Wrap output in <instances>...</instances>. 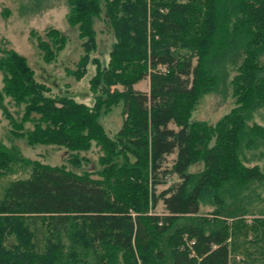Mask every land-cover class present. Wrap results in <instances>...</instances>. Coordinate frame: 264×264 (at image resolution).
Here are the masks:
<instances>
[{"label": "trees", "instance_id": "16d2710c", "mask_svg": "<svg viewBox=\"0 0 264 264\" xmlns=\"http://www.w3.org/2000/svg\"><path fill=\"white\" fill-rule=\"evenodd\" d=\"M67 2L68 22L78 26L84 49L73 72L81 78L96 62L92 82L105 98L89 106L51 95L27 57L3 45L0 107L14 134L68 147L73 164L96 141L101 169L94 176L28 161L0 141V177L16 165L32 167L0 197V264H264V206H254L258 195L249 192L264 172L241 158L244 147L264 139V126L248 123L264 108V0ZM46 3L29 0L23 9L36 12ZM103 11L116 37L106 68L91 57L94 21ZM47 34L38 46L51 61L67 36L55 27ZM229 65L236 68L235 106L216 124L193 120L200 98ZM147 77L150 90L137 89ZM6 97L23 106L20 120ZM114 104L125 115L116 138L100 121ZM198 161L203 169L189 171ZM174 174L179 180L167 185ZM209 201L215 208L199 214Z\"/></svg>", "mask_w": 264, "mask_h": 264}, {"label": "rangeland", "instance_id": "374dc122", "mask_svg": "<svg viewBox=\"0 0 264 264\" xmlns=\"http://www.w3.org/2000/svg\"><path fill=\"white\" fill-rule=\"evenodd\" d=\"M28 3L29 0H0V47L6 45L25 55L35 70L36 78L50 88L51 95L67 94L89 106H93L98 99L105 98L103 89L100 86H95L92 82V77L96 73V62L89 61L86 74L81 78H77L73 72L77 68V62L84 53V49L78 26H73L68 22L69 5L67 0H47V7L36 12L24 11L23 5ZM94 26L97 46L91 52V57L98 58L101 66L106 68L116 37L104 11L95 18ZM51 27L64 32L67 42L55 59L46 61L38 46V41L39 39H49L47 33ZM262 61L264 62V56ZM235 73V67L230 65L226 67L216 87L200 98L192 115L193 120H205L209 124H216L224 114L235 106V97L232 93V77ZM2 87L3 73L0 70V90ZM135 87L139 90L149 91V77L138 82ZM114 88L115 86L111 87V89ZM5 102L13 116L20 120L23 106L16 105L10 97H6ZM124 118L122 104H114L102 111L100 121L108 135L116 138ZM255 122L264 126V108L255 110L250 116L248 123L254 124ZM32 127V122L26 123L27 129ZM170 127L178 128L174 123H170ZM12 129L13 125L10 119L0 107V141L6 147H15L20 155L28 161L37 160L51 165H65L76 172L89 171L94 176H98V171L101 169L99 159L103 154V149L96 141H92L88 150L79 151L80 162L73 164L69 161L71 151L68 147L54 143L31 144L25 136L14 134ZM176 156V152L168 155L166 164L171 166ZM241 158L247 161L248 165L259 164L264 172V139L260 140L259 144L257 141L254 147H244L241 150ZM203 166V161H198L192 164L188 170L198 172L203 169ZM31 170V165H16L15 171L2 175L0 177V197L10 180L27 177ZM175 180H179V177L174 174L169 177L167 185ZM167 185H160L159 190ZM251 191L255 197L258 195L254 206H264V180L259 183L255 182L249 192ZM213 208H215V203L202 202L199 214L208 213ZM156 211L164 212V205L159 203Z\"/></svg>", "mask_w": 264, "mask_h": 264}]
</instances>
